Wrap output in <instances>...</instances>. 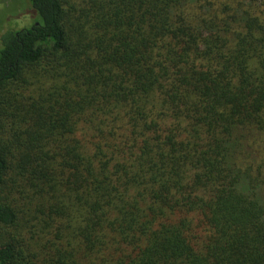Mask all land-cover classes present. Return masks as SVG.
Wrapping results in <instances>:
<instances>
[{
    "label": "trees",
    "instance_id": "obj_1",
    "mask_svg": "<svg viewBox=\"0 0 264 264\" xmlns=\"http://www.w3.org/2000/svg\"><path fill=\"white\" fill-rule=\"evenodd\" d=\"M25 2L0 264H264V0Z\"/></svg>",
    "mask_w": 264,
    "mask_h": 264
},
{
    "label": "rangeland",
    "instance_id": "obj_2",
    "mask_svg": "<svg viewBox=\"0 0 264 264\" xmlns=\"http://www.w3.org/2000/svg\"><path fill=\"white\" fill-rule=\"evenodd\" d=\"M25 1L26 0H7L2 4L3 7L0 9V34L4 30V24L9 23L8 17L10 14L18 12L20 9H24L26 6Z\"/></svg>",
    "mask_w": 264,
    "mask_h": 264
}]
</instances>
